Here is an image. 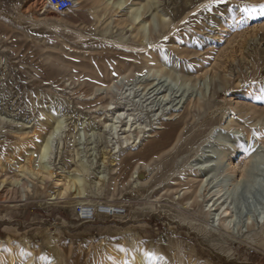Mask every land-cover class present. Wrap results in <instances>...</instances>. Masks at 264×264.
<instances>
[{
	"label": "rangeland",
	"instance_id": "374dc122",
	"mask_svg": "<svg viewBox=\"0 0 264 264\" xmlns=\"http://www.w3.org/2000/svg\"><path fill=\"white\" fill-rule=\"evenodd\" d=\"M123 1L0 0V264H264V0ZM47 113L63 122L43 189L22 169ZM100 203L124 213L79 217Z\"/></svg>",
	"mask_w": 264,
	"mask_h": 264
},
{
	"label": "bare ground",
	"instance_id": "6f19581e",
	"mask_svg": "<svg viewBox=\"0 0 264 264\" xmlns=\"http://www.w3.org/2000/svg\"><path fill=\"white\" fill-rule=\"evenodd\" d=\"M106 4L107 5H111V6H113V7H115L116 9H121L123 6H124V1L123 0H106ZM75 3H77V2H75ZM125 7V6H124ZM127 7V6H126ZM140 11V8H136V9H134V10H130L129 11V18H130V20L132 21V22H138V23H141V21H143V19H142V15H141V13L139 12ZM143 27H144V24L142 25V29H143ZM155 85V84H154ZM151 86V85H150ZM154 87V86H153ZM159 87V86H158ZM159 88H161V87H159ZM149 89H151L150 87H149ZM148 91V90H147ZM152 92V91H151ZM156 92V91H155ZM145 93V92H144ZM152 95H153V93H151ZM157 94V93H156ZM145 96H146V94H145ZM148 96V95H147ZM151 97V96H150ZM153 97V96H152ZM149 98V97H148ZM162 101V100H161ZM117 103V101H114V102H112L111 104H116ZM120 103V102H119ZM119 103H117L116 105H120ZM109 104V103H108ZM111 106V105H110ZM121 106V105H120ZM159 106V105H158ZM109 109V108H108ZM127 110V109H126ZM165 111V110H164ZM50 113V112H49ZM49 113H47L46 115H45V117H44V120L42 121V125H40V126H42V127H45L46 128V130L47 129H49V130H47V132L48 133H45V134H41L40 136H39V138L37 139V140H35V139H33L31 142H33L34 144H36V147H37V152H36V157H37V162H36V169L34 170V168L33 169H31L30 167H26L25 169H22V171L23 170H25L24 171V173L25 174H27L28 175V177L29 178H31V177H33V176H35V178L36 179H39V182L41 183V185L40 186H42V184H43V181H44V179H45V177H51L52 175H53V171H52V168H50V165L48 164V163H46L45 161H44V159L46 158V156H47V153H48V150H49V147H50V143H51V140H52V138L54 137V135H56V134H58L60 131H61V121H62V119H60L59 117H56V116H54L53 114H49ZM121 116H122V113H118L117 114V116L116 117H112V119H111V121H112V123L111 124H108V125H104L105 127H109V132L108 133H111V134H115L116 136H118V139H119V136L120 135H122V134H124V133H126L127 131H129L130 130V127H131V125L133 124H130V125H128L127 123L129 122H124V118L122 117L121 118ZM63 117V116H62ZM61 117V118H62ZM121 119H124L123 121H121ZM114 120V121H113ZM138 120V119H137ZM63 122V121H62ZM74 123V122H73ZM120 124V126H116V124ZM179 123V122H178ZM41 124V123H40ZM181 124V123H180ZM183 124V123H182ZM127 125H128V127H129V130H127L126 129V127H127ZM182 126H184V125H182ZM118 127H120L118 130H117V128ZM185 127H187V126H185ZM44 128V129H45ZM174 128V127H173ZM181 128L183 129V127H180V130H181ZM41 129V128H40ZM144 129V128H143ZM143 129H141L139 132H140V134H141V132H143ZM35 132H37V129H35L34 130ZM120 132V133H119ZM146 132H147V130H146ZM144 133V132H143ZM169 133V132H168ZM168 133H166L167 135H168ZM85 134V133H84ZM138 134V133H137ZM170 134V133H169ZM74 135V134H73ZM80 135V134H79ZM110 135V134H109ZM139 135V134H138ZM167 135H165V136H167ZM66 136V135H65ZM71 136V135H70ZM124 136H126V135H124ZM75 137H77L76 135H75ZM121 137V136H120ZM123 137V136H122ZM164 137V136H163ZM56 138V137H55ZM165 138V137H164ZM73 139V138H72ZM79 139V138H78ZM113 139V138H112ZM73 140H75V139H73ZM77 140V139H76ZM121 140V139H120ZM160 140H162L161 138H160ZM29 141V140H28ZM69 141V140H68ZM122 141L123 142H120L118 145H115V146H113L112 145V147H114L113 148V150H115V149H117L120 145H122V144H126V145H128L127 143H129L128 142V139L126 138V137H124L123 139H122ZM130 141V140H129ZM65 142V141H64ZM67 142V141H66ZM109 142V141H108ZM135 142V140L132 142V143H134ZM28 143V142H27ZM69 143V142H68ZM73 143H75V142H73ZM31 144V143H30ZM76 144V143H75ZM152 143H150V148L152 147V146H154V143L151 145ZM71 145V144H70ZM72 146V145H71ZM71 146L69 147V148H71ZM106 146V145H105ZM105 146L103 147V148H105ZM35 147V148H36ZM112 147H111V149H112ZM28 148V147H27ZM121 148H123L122 146H121ZM149 148V147H148ZM68 149V148H67ZM106 149L107 148H105V150L104 149H102V154H101V163L103 164L108 158H109V156H107L106 154ZM101 150V149H100ZM109 150V149H108ZM68 151V150H67ZM71 151H73V149L71 150ZM117 151V150H116ZM238 151V149L237 148H231V149H229L228 151H227V154H225V159H223L224 161L222 162V164L224 163H226L225 165H226V168H228L230 165H231V162H232V160H233V158L235 157V155H236V152ZM76 152V151H75ZM75 152H73L72 154H73V157L75 156L74 154H75ZM108 152V151H107ZM110 152H111V150H110ZM68 153V152H67ZM69 153H70V151H69ZM68 153V154H69ZM31 154V153H30ZM67 154V155H68ZM79 154V153H78ZM110 154V153H109ZM115 153H113L112 155H114ZM29 157V156H28ZM69 157V156H68ZM111 158H113V157H111ZM30 159V158H29ZM73 159V158H72ZM115 159V158H114ZM80 161V160H79ZM78 161V162H79ZM81 161H83V160H81ZM108 161H110V160H108ZM111 161H113V160H111ZM107 162V161H106ZM28 163V162H27ZM79 164V169L77 170V172H76V174L75 175H70V177H71V179H70V182H69V180L68 179H66V183H67V180H68V183H71V185H73L74 183H77L79 186L81 185V183H82V178H83V172H85L84 171V168H83V164H81L80 162L78 163ZM86 167V166H85ZM222 167V166H221ZM231 167V166H230ZM205 168L207 169L208 167L206 166H204V164L203 165H200L199 167L197 166V168H192V170H191V173H190V175L191 176H193V177H197V173H198V171H200V169H204L205 170ZM217 168H219L220 169V165L217 167ZM86 170H87V168H86ZM87 173V172H86ZM103 176V175H102ZM68 177V176H67ZM99 178H100V176H99ZM192 178V177H191ZM102 180V179H101ZM211 180V179H210ZM203 181V180H202ZM15 182V181H14ZM84 182V181H83ZM206 182V181H205ZM1 183V182H0ZM3 184V183H2ZM1 184V185H2ZM15 184V183H14ZM209 184V183H208ZM16 185H17V187H14L12 190H11V193L13 194V197L15 198V197H17V195L18 196H20L21 198L22 197H26L27 195H26V192L27 191H30V193H31V195H33L32 193H34L33 191V188H32V186L31 185H29L28 184V182L26 181V180H24L23 178L20 180V182H19V180L17 181L16 180ZM15 185V186H16ZM65 185V184H64ZM68 185V184H67ZM70 185V186H71ZM211 185V184H210ZM69 186V185H68ZM207 186H209V185H207ZM39 188V187H38ZM42 188H43V186H42ZM42 188H40V189H42ZM66 188V187H65ZM44 189V188H43ZM67 189V188H66ZM2 189H0V191H1ZM4 190V189H3ZM36 191V190H35ZM58 191H60V190H58ZM57 191V193L56 192H54V193H52L51 195L53 196L51 199H54L55 198V196L56 197H58L57 195H60V194H62L61 192H58ZM65 191V190H64ZM5 192L7 193V192H10V190L9 189H6L5 190ZM218 193H220L221 192V189L220 190H218L217 191ZM1 194V193H0ZM28 194H29V192H28ZM19 198V197H18ZM16 199V198H15ZM25 199V198H24ZM101 204V203H100ZM81 205V204H80ZM87 205V204H86ZM97 205V204H96ZM105 205H108V204H106L105 203ZM118 207V206H117ZM136 255V254H135ZM146 261L144 262V261H142V260H140V259H132L131 260V263L130 264H150L148 261H147V259H145Z\"/></svg>",
	"mask_w": 264,
	"mask_h": 264
},
{
	"label": "built area",
	"instance_id": "2783aa9c",
	"mask_svg": "<svg viewBox=\"0 0 264 264\" xmlns=\"http://www.w3.org/2000/svg\"><path fill=\"white\" fill-rule=\"evenodd\" d=\"M45 6L51 8L54 12L63 14L70 11L75 6V0H43ZM79 217L88 221L93 219L97 214L120 215L124 210L117 206L98 204V205H81L77 208Z\"/></svg>",
	"mask_w": 264,
	"mask_h": 264
},
{
	"label": "snow or ice",
	"instance_id": "6c2138e0",
	"mask_svg": "<svg viewBox=\"0 0 264 264\" xmlns=\"http://www.w3.org/2000/svg\"><path fill=\"white\" fill-rule=\"evenodd\" d=\"M245 11H247V12H249L250 14L252 13V12H256L257 11V9L255 8V7H252V8H245L244 9ZM259 13L261 14V15H264V5H260L259 6ZM149 258H153L152 257V254H150V253H148V254H146Z\"/></svg>",
	"mask_w": 264,
	"mask_h": 264
}]
</instances>
